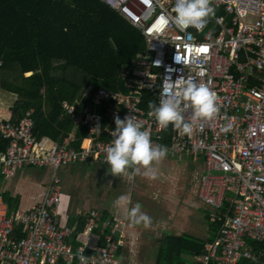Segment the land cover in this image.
I'll return each instance as SVG.
<instances>
[{
	"label": "built area",
	"instance_id": "2783aa9c",
	"mask_svg": "<svg viewBox=\"0 0 264 264\" xmlns=\"http://www.w3.org/2000/svg\"><path fill=\"white\" fill-rule=\"evenodd\" d=\"M99 1L141 31L151 56L138 59L140 80L127 94L106 89L93 94V109H104L105 117L62 104L73 128L87 132L79 142L71 133L60 141L36 136L32 110L20 119L0 121V177L9 180L23 168L51 173L43 198L27 210L9 213L0 198V264H79L74 257L82 249L88 264H122L117 252L124 220L103 221L97 235L103 245L97 246L96 236L92 245L88 235L98 227L100 216L88 212L75 250L68 243L74 229L56 223L60 171L75 164L109 167L105 149L112 142L117 116L141 122L153 144L168 148L169 157L203 160L197 198L209 208V221L219 225L190 264H260L250 243L264 242V0H212L215 16L202 31L181 30L171 22L175 0ZM180 78L205 84L219 98L217 116L191 136L171 125L161 130L148 115L150 110L140 108L141 90L152 89L158 79V104L167 81ZM229 123L231 130L223 132ZM165 137L167 145L162 143ZM88 250L94 254L87 255Z\"/></svg>",
	"mask_w": 264,
	"mask_h": 264
},
{
	"label": "trees",
	"instance_id": "16d2710c",
	"mask_svg": "<svg viewBox=\"0 0 264 264\" xmlns=\"http://www.w3.org/2000/svg\"><path fill=\"white\" fill-rule=\"evenodd\" d=\"M143 49L140 31L99 0H0V91L16 97L12 120L32 109L33 133L38 137L60 141L72 130L61 103H74L85 86L124 91L117 88L121 65ZM87 99L79 107L91 108ZM85 135L77 130L78 142ZM106 217L104 212L102 218ZM83 226L82 220L72 240ZM205 243L188 235L165 236L154 264H187L184 257L201 255ZM250 245L257 254L264 253V242ZM259 260L264 264L263 254Z\"/></svg>",
	"mask_w": 264,
	"mask_h": 264
},
{
	"label": "crops",
	"instance_id": "0c3cea01",
	"mask_svg": "<svg viewBox=\"0 0 264 264\" xmlns=\"http://www.w3.org/2000/svg\"><path fill=\"white\" fill-rule=\"evenodd\" d=\"M133 28L138 30L135 27H133ZM138 31H140V30H138ZM140 33H141V31H140ZM141 35H142V33H141ZM150 56H151V52L148 50L146 40L144 38V49L142 50V52H138V54H136L134 57H132L128 63L122 64L121 68L119 70L117 80L120 83L119 84L120 87L118 85L117 88L118 89L119 88L124 89V91H122V90H110V89H107L106 87H103V86H100L96 90H93V86L88 85V86L84 87L83 92L79 95V97L77 99L74 100V103H69L67 101H63L61 103V107H62L63 103H66L70 106H74L77 109V111H82L84 109L94 110L95 112H98L105 117L106 111L104 109H102V108L93 109L94 107H93L92 102H91L92 98H90L91 92L94 91V93H95L99 89H106L108 91L127 94L129 91L133 90L137 86V83L140 80V78L138 76V71L140 70V67L137 65L138 59L139 60L140 59L149 60ZM150 72L153 74H159V70L155 69V68H150ZM76 74L77 75L79 74L80 76L82 75L81 73H78V72H76ZM1 92L2 91H0V93ZM145 93H153V98H152V95H149V94L145 95ZM7 98L9 99V101L6 103V105L0 104V121H7L9 119L12 120L11 119L12 118V108H13V104L15 103L16 98H11L8 96H7ZM85 98L89 99V104L91 102V108L88 106L79 107V105L81 104V102ZM157 98H158V79H156V84L154 85V87L152 89L141 90V92H140V101H141L140 108H142L145 111L150 110L148 108L149 102H155L157 104V102H158ZM30 110H32V109H30ZM32 113H33V111H32ZM104 123H105V121H104ZM77 130H84L86 135H87L86 130L83 128H79V129L72 128V130L70 132H68L67 134L71 133L74 135L75 139H77L76 138V131ZM168 137H165L162 139V143L164 145L168 144ZM40 138H48V137H40ZM5 146H6V144H5ZM165 158L171 159L175 163H177L180 166L185 167V168H187V166H189L190 162L195 163V164H193V166L195 168L193 170H191V175H192L191 177L193 178L192 179L193 180V183H192L193 189H191V190H194V192H192L193 200H194V203L196 204L194 207L195 208L198 207V202H196V200L199 201L197 198V190H198L200 177L203 174V170H204L203 169V160H201V159H195L194 160V159L186 158V159L179 161L178 159H175L173 157H169L168 155H166ZM174 162H169L168 169H170V170L176 169V167H175L176 164ZM166 163H167V161L165 159H163L158 165H154V167H156V168L166 167L167 166ZM96 165H98V164L90 165V167H93ZM81 166H83V165H77V164L70 165L66 168H63L60 171L62 194H61L60 205L56 210V223L60 227H69V228H73L74 230H76V227L79 224H81V222L83 220L84 226H83L82 232L80 233V234H82L84 229H85L84 216H86V214H88V212H90V211L98 212V214L100 216V220L98 222V227H96V229H94L92 234L88 235V237L90 239L89 244L94 245L95 244L94 241L96 240L95 236L97 237V235L99 234L100 227H101V224L103 223V221H105L107 219L124 220L126 224H125V226L123 228V232H122V235H123L122 241L123 242H122V245L117 252V258L119 259V261L122 264H136V261L132 259V257H135L134 251L136 250L133 247V245L135 244L136 236L138 235V237H140L141 233H143L145 228L142 225H140V227L138 229V228H136V226L135 227L132 226L130 224V222L126 219V211H127V208L130 207V205L117 203L118 197H120L119 194H117V193L116 194H113V193L110 194V198L108 201L107 200L108 195L106 194L105 190H102L99 192V191L92 190V189L86 187V185H85L86 179L84 176L86 173H84L83 171H80V170H78V172H75V169H79ZM99 166L101 167L102 170L104 169L103 170L104 172L100 173L99 178L103 177L104 183H105V181H109V179H111L110 182L113 184L114 179H116L117 176H113L110 173L109 167L102 166V165H99ZM27 169H35V168H23V169L19 170L9 180H5L2 177H0V198L3 201V203L6 205V207L8 208L9 213L13 212L15 210H21V211L27 210L30 207H32L33 205L39 203L44 196L47 184H48L50 176H51L50 170H48V169H37V170H42L45 172V175H41L39 177L36 175H33V174H27V173L18 174L20 171H24ZM188 172H189L188 170H184L185 174H182V173H180V174L184 175L187 178ZM124 177H125V182L126 183L128 182V184L130 185V183H129L130 180L128 179V177L127 176H124ZM145 180H148V179L145 178ZM140 184H143L144 186H146V184H144L143 181L138 182V185H136V186L134 185V190L137 191L138 193H139V188H140L138 186H141ZM80 185H81V190L73 193V190L75 189V187H78ZM147 186H149L151 188H155V189L160 191V189L158 188V182L154 183L152 181V179L147 183ZM122 189H123V187H122ZM157 190H155V192H151V193L157 194V197H158L159 195H161V192H159ZM123 191H124V189H123ZM118 193H120V192H118ZM122 195H125V194H122ZM78 196L80 198H78ZM157 197H156L157 201L160 200V197L159 198H157ZM191 197H192V195L190 192V197L188 198V200ZM166 198L168 199L169 197H166ZM151 199L156 201V199H154V198H151ZM199 203L202 204L200 201H199ZM204 206L205 205H203V207ZM173 208H175V206ZM104 212L106 213V216H107L105 219L102 218V215H104ZM209 215H210V212L208 210L207 214H205V216H203V219L205 220V222H207V225H208L207 226L208 234L204 238H198V239L205 240V242H207L208 240L210 241L214 238L216 230L218 228V226H217L215 229H212L211 225H217V224L211 223L209 221ZM180 235H185V234L184 233H178L177 231L172 234V236H180ZM68 243L71 245L73 250H75L76 247L80 244L77 238L75 240H72V238H70L68 240ZM96 244H97V246H102L103 245L102 239L98 238V241L96 242ZM88 251H91V250H88ZM252 251H253V248H252ZM91 252L94 254L93 251H91ZM262 254L264 257L263 252L257 254L258 260ZM124 255L125 256L127 255L130 258H127V256L125 257ZM192 259H190L191 261H189V263H192ZM187 264H188V262H187ZM261 264H262V262H261Z\"/></svg>",
	"mask_w": 264,
	"mask_h": 264
},
{
	"label": "clouds",
	"instance_id": "9594fccd",
	"mask_svg": "<svg viewBox=\"0 0 264 264\" xmlns=\"http://www.w3.org/2000/svg\"><path fill=\"white\" fill-rule=\"evenodd\" d=\"M212 0H175L171 22L181 30L189 27L202 31L209 19L215 16ZM165 23L168 17L164 18ZM218 96L205 84H198L191 79L180 78L174 82L167 81L159 103L149 102L148 115L154 117L161 130L171 125L181 135L191 136L202 123L214 119L219 113ZM190 113V115H186ZM115 130L111 144L106 149L104 163L110 168L113 176H127L131 181L137 175L156 179L158 165L168 154L166 146L153 144L148 130H142L143 124L126 116L114 119ZM232 128L229 123L222 131L227 133ZM98 130V128H97ZM99 131V130H98ZM143 170V171H142ZM117 203L131 205L130 195H121ZM139 203L127 208L126 219L132 226L151 227L152 218L142 212ZM83 249L74 257L79 264H88V257Z\"/></svg>",
	"mask_w": 264,
	"mask_h": 264
},
{
	"label": "rangeland",
	"instance_id": "374dc122",
	"mask_svg": "<svg viewBox=\"0 0 264 264\" xmlns=\"http://www.w3.org/2000/svg\"><path fill=\"white\" fill-rule=\"evenodd\" d=\"M30 75L31 73L24 74L25 77H28ZM7 96L16 98L11 94H3L1 92V105H6V103L9 101ZM164 159L167 161V166L158 167L157 178L154 180L152 179L154 183L158 182V188L160 189V191L147 186V183L151 179L146 178L148 180H145V177L142 175L135 176V179H133L131 182L129 181L130 185L128 184V182H125L124 175L117 176V178L114 179V183L112 184L110 182L111 179H109V181H105L104 183V178H99L100 173L104 172V169L102 170L99 165L93 167L83 165L79 169H75V172H78V170H80L86 173L84 175L86 179V187L99 192L105 190L106 194L108 195V201L110 198V194L112 193H117L120 196L122 194H125L126 196L130 195L132 201L130 207L135 205L136 203H139L142 206V212L146 213L152 218L153 223L151 227L145 228L140 237H138V235L136 236L134 244L135 246L133 245V247L136 249L134 251L135 257H132V259L136 261V264H154V255L158 248L159 241L164 236L172 235L176 231L178 233H184L185 235L194 238H204L208 234V225L207 222H205V220L203 219V216L207 214L209 208L207 206L203 207L204 204H200L197 200L196 202H198V207H194L196 204L194 203L192 194L194 190H191L193 189V178L191 177V170L195 168L193 166V164L195 163L190 162L189 166L185 168L175 163L171 159ZM169 162H174L176 164V169H168ZM184 170L189 171L187 174V178L184 175L180 174H185ZM24 173L33 174L38 177L41 175H45L44 171L37 169H27L24 171H20L18 174ZM142 181L144 182V184H146V186L140 184L141 186H138L140 187L138 193L134 190V185L136 186L138 185V182ZM80 190L81 185L75 187L73 193ZM155 190L161 192V195L157 197V194L151 193L155 192ZM190 192L192 197L188 200V198L190 197ZM156 197H160V200L157 201ZM166 197L169 198L167 199ZM78 198L80 197L78 196ZM151 198L156 199V201ZM174 206L175 208H173ZM139 227L140 226H136V228L138 229ZM194 257L196 256H192L189 258L192 259ZM127 258L130 257L127 256ZM184 258L186 259L188 264H190L189 261L191 260L187 256Z\"/></svg>",
	"mask_w": 264,
	"mask_h": 264
},
{
	"label": "water",
	"instance_id": "95a60500",
	"mask_svg": "<svg viewBox=\"0 0 264 264\" xmlns=\"http://www.w3.org/2000/svg\"><path fill=\"white\" fill-rule=\"evenodd\" d=\"M2 264H8L7 262H3Z\"/></svg>",
	"mask_w": 264,
	"mask_h": 264
}]
</instances>
